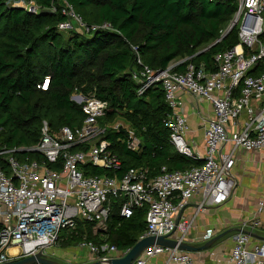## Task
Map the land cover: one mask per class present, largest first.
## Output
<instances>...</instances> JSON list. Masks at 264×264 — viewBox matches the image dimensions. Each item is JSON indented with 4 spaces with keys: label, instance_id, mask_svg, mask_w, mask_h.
<instances>
[{
    "label": "built area",
    "instance_id": "2783aa9c",
    "mask_svg": "<svg viewBox=\"0 0 264 264\" xmlns=\"http://www.w3.org/2000/svg\"><path fill=\"white\" fill-rule=\"evenodd\" d=\"M64 2L61 11L66 18L58 23L59 29L90 32L111 27L108 22L87 25L72 5ZM236 2L229 26L238 27L239 41L214 55L215 70L192 62L184 71H174L172 63L154 70L143 65L137 54L141 66L132 73L138 95L155 83L162 84L171 109L165 119L170 143L179 153L202 159L203 163L183 170L162 166L157 176H148L143 167H130L120 177L85 175L81 165L86 163L119 170L121 162L107 149L109 142L101 138L105 126L99 125L98 118L105 114L107 102L94 95L73 93L71 98L81 103L85 118L80 126L62 125L55 133L48 121L42 120L40 138L28 149L39 152L44 160H19L13 152L22 148L0 146V263L12 259L8 252L12 246L19 248L16 258L38 251L48 256V249L57 244L61 230L74 228L78 219L94 221V230H105L111 196L124 197L120 213L125 217L135 207H147L146 230L140 238L163 235L178 243L188 241L192 221L180 213L195 194L199 193L200 198L194 214L228 200L235 186L231 171L235 151L264 149V0ZM10 3L33 13L40 10L33 0ZM48 10L55 12L56 7L51 5ZM47 84L45 78L41 87L46 88ZM180 91L189 93L196 101H207L212 108L213 115L205 119L202 154L191 149L186 139L188 122L180 111ZM113 127L124 125L116 122ZM125 129L128 147L137 149L139 140L134 130L127 126ZM76 145L83 148L72 150ZM59 158L62 163L58 169L48 167L46 161L56 163ZM263 204L264 201H259V210ZM261 225L257 215L243 223L250 230ZM211 236L212 231L207 230L202 238ZM232 241L233 264H264V239L252 243L249 233L235 231ZM78 246H86L91 262L97 264H108L119 251L107 243L82 241ZM158 256H164L165 260L151 261ZM129 264H194V261L191 252L178 245L153 244Z\"/></svg>",
    "mask_w": 264,
    "mask_h": 264
},
{
    "label": "trees",
    "instance_id": "16d2710c",
    "mask_svg": "<svg viewBox=\"0 0 264 264\" xmlns=\"http://www.w3.org/2000/svg\"><path fill=\"white\" fill-rule=\"evenodd\" d=\"M10 1L0 0V146L22 148L13 152L19 160H44L28 150L40 138L42 120L54 133L62 125L80 126L85 114L71 95L82 93L107 102L100 124L124 125L105 126L101 136L119 158L120 169L86 163L81 165L85 175L120 177L130 167H143L148 176H157L162 166L183 170L203 163L170 143L165 119L171 109L162 84L138 95L132 73L141 66L137 54L154 70L172 63L174 71H184L189 62L215 70L214 55L239 41L236 25L221 37L236 0H66L87 25H111L90 32L58 28L66 18L64 0H33L40 8L37 13ZM51 5L55 12L48 10ZM45 78L48 84L42 88ZM125 126L134 130L137 149L128 147ZM46 163L58 169L62 160ZM123 201V196L110 197L105 230L78 219L74 228L62 229L57 244L63 248L87 241L111 244L119 251L130 248L146 230L147 207H135L125 217L120 213Z\"/></svg>",
    "mask_w": 264,
    "mask_h": 264
},
{
    "label": "crops",
    "instance_id": "0c3cea01",
    "mask_svg": "<svg viewBox=\"0 0 264 264\" xmlns=\"http://www.w3.org/2000/svg\"><path fill=\"white\" fill-rule=\"evenodd\" d=\"M179 99L182 101L180 111L185 114L188 122L186 139L199 153L204 152L203 131L205 119L213 115L212 108L207 101H196L189 93L180 91ZM232 175L235 179V186L228 200L219 206L206 208L194 214V206L200 198V194H195L189 204L182 210L180 215L186 219H191V226L187 233V240L191 244L200 245L204 243L202 237L207 230L212 231L213 236L229 230L220 237L210 249L191 252L194 264H233L230 259V250L233 246L232 235L236 231L233 228H244L251 233L252 243L264 239V204L259 210V201H264V149L245 150L238 148L234 153V165ZM257 215L262 225L249 229L243 227L246 220H250ZM55 246L66 251L71 247ZM83 248V247H81ZM51 249V248H50ZM48 249V256L62 264H88L91 262L90 253L85 258L79 259L76 256H64V253H57ZM19 248L12 246L9 254L12 259ZM115 255H123L122 251ZM64 259L66 262H61ZM164 256L152 258L154 263H162Z\"/></svg>",
    "mask_w": 264,
    "mask_h": 264
},
{
    "label": "water",
    "instance_id": "95a60500",
    "mask_svg": "<svg viewBox=\"0 0 264 264\" xmlns=\"http://www.w3.org/2000/svg\"><path fill=\"white\" fill-rule=\"evenodd\" d=\"M48 11V10H45ZM232 28V25L229 26V28L222 34L221 37H223L230 29ZM215 43V42H214ZM28 150H34L33 148L28 149ZM25 151V149H23ZM236 231H243L246 233H249L251 235L252 231H249L244 228H233ZM229 230H226L220 234H217L213 236L212 238L207 239L204 243L200 245H195L191 244L188 241H181L177 242V240L171 239V238H166L163 235H148L144 236L142 238H139L133 246H131L128 251L123 254V255H116L112 256L108 260V264H129L132 260H134L140 252L147 246L153 245V244H159V245H165V246H170L174 247L178 245V248L182 250H186L189 252H195V251H201V250H207L210 249L213 244L220 238L222 237L225 233H227ZM36 263H43V264H62L49 256L44 255L42 252L38 251L35 254L25 256L22 258H14V259H9L7 261H4L0 264H36ZM97 261H92L88 264H97Z\"/></svg>",
    "mask_w": 264,
    "mask_h": 264
},
{
    "label": "rangeland",
    "instance_id": "374dc122",
    "mask_svg": "<svg viewBox=\"0 0 264 264\" xmlns=\"http://www.w3.org/2000/svg\"><path fill=\"white\" fill-rule=\"evenodd\" d=\"M116 122H120V121H116ZM116 122H114V123H116ZM99 123V122H98ZM114 123H112V122H106L105 123V126H111L112 124H114ZM99 125L100 126H103L102 124H100L99 123ZM190 144V143H189ZM190 147H191V149H193V147L191 146V145H189ZM62 231V230H61ZM51 248V249H50ZM49 249L51 250V251H55V252H57V253H59V254H61V253H63V252H65L64 253V256L66 257V256H71V257H73V256H76V257H78L79 259H81V258H85L86 256H87V253L89 252V250H88V248L86 247V246H83V248H78L77 246L76 247H71V248H69V249H67L66 251H63V249H61V248H59V247H57V246H52V247H50ZM61 262H66L64 259H59Z\"/></svg>",
    "mask_w": 264,
    "mask_h": 264
}]
</instances>
